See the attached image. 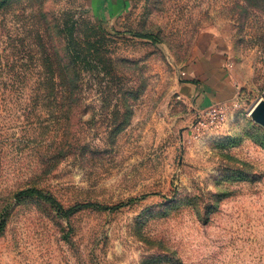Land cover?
Returning a JSON list of instances; mask_svg holds the SVG:
<instances>
[{
	"label": "rangeland",
	"instance_id": "obj_1",
	"mask_svg": "<svg viewBox=\"0 0 264 264\" xmlns=\"http://www.w3.org/2000/svg\"><path fill=\"white\" fill-rule=\"evenodd\" d=\"M205 60L238 93L200 114ZM260 100L264 0H0V264H264Z\"/></svg>",
	"mask_w": 264,
	"mask_h": 264
},
{
	"label": "crops",
	"instance_id": "obj_2",
	"mask_svg": "<svg viewBox=\"0 0 264 264\" xmlns=\"http://www.w3.org/2000/svg\"><path fill=\"white\" fill-rule=\"evenodd\" d=\"M217 55H224V52L219 51ZM205 61L204 65L195 63L185 67L179 79L180 95L191 102L196 111L211 106H226L238 93L223 63L219 65V62L216 64Z\"/></svg>",
	"mask_w": 264,
	"mask_h": 264
},
{
	"label": "trees",
	"instance_id": "obj_3",
	"mask_svg": "<svg viewBox=\"0 0 264 264\" xmlns=\"http://www.w3.org/2000/svg\"><path fill=\"white\" fill-rule=\"evenodd\" d=\"M137 36L147 37L151 40H156V38L151 34H142V33H135ZM58 82L56 83L57 92L61 94L62 97L69 98L70 100L75 97L77 91V79H78V72L80 69L84 67H56ZM69 100V101H70ZM23 194L28 196H36L42 199H45L50 204L56 206L60 212L64 215H69L77 208H81L83 206H94L100 209H113L114 206H105L96 203H86V204H76L67 210L63 209L61 204L51 195L43 193L37 188L29 187L22 191Z\"/></svg>",
	"mask_w": 264,
	"mask_h": 264
},
{
	"label": "water",
	"instance_id": "obj_4",
	"mask_svg": "<svg viewBox=\"0 0 264 264\" xmlns=\"http://www.w3.org/2000/svg\"><path fill=\"white\" fill-rule=\"evenodd\" d=\"M251 117L264 127V100L258 101L251 109Z\"/></svg>",
	"mask_w": 264,
	"mask_h": 264
},
{
	"label": "built area",
	"instance_id": "obj_5",
	"mask_svg": "<svg viewBox=\"0 0 264 264\" xmlns=\"http://www.w3.org/2000/svg\"><path fill=\"white\" fill-rule=\"evenodd\" d=\"M223 107H225V106H211V107H208V108H206V109H202V110H197V112L198 113H204V112H207V111H215V109H222Z\"/></svg>",
	"mask_w": 264,
	"mask_h": 264
}]
</instances>
